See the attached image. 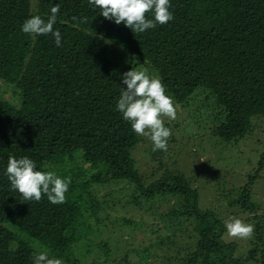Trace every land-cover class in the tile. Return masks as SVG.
Instances as JSON below:
<instances>
[{
    "label": "trees",
    "instance_id": "1",
    "mask_svg": "<svg viewBox=\"0 0 264 264\" xmlns=\"http://www.w3.org/2000/svg\"><path fill=\"white\" fill-rule=\"evenodd\" d=\"M56 5L62 46L21 31ZM170 10L167 24L136 35L88 0H0V83L14 96L0 95V264H33L40 250L81 264L93 237L120 217L122 229L139 218L162 253L174 252L159 264H264V219L254 217L249 248L236 255L220 213L201 207L188 177L165 166V151L151 149L163 171L147 181L135 156L144 137L115 110L123 73L146 67L190 118L206 112L199 125L212 137L236 143L253 134L264 120V0H171ZM10 155L69 178L65 202L25 201L3 175ZM258 163L236 200L244 211L255 210L251 186L264 154ZM160 201L170 207L154 211ZM155 238L138 253L130 246L148 256ZM119 263L138 264L128 256Z\"/></svg>",
    "mask_w": 264,
    "mask_h": 264
},
{
    "label": "rangeland",
    "instance_id": "2",
    "mask_svg": "<svg viewBox=\"0 0 264 264\" xmlns=\"http://www.w3.org/2000/svg\"><path fill=\"white\" fill-rule=\"evenodd\" d=\"M7 89L3 83H0V95L13 99V94H10ZM203 97L204 94L198 95L196 99L200 101ZM174 104L177 110L176 119L164 118L165 123L170 122L168 128L171 130L168 149L162 157L165 166L174 172H180L187 176L190 184L200 192L201 207L217 211L224 222L230 217H239L246 223L253 225L257 219L256 217L264 219V166L251 186L250 198L255 204V210L244 211L236 204L243 187L246 186L249 178L257 172L258 162L264 154V120L257 122V129L253 134L236 143H226L212 137L210 129L207 130V128L199 125L206 112L199 116H197L199 113H194L192 119L184 107H181L175 101ZM143 137L142 143L135 151V156L141 172L150 182L160 177L163 170L156 169L159 162L151 153L152 142L148 137ZM152 172H155L154 177L151 176ZM229 203L232 205L230 206ZM168 207H170V202L160 201L154 204L153 210L159 212L166 210ZM120 218L116 220L113 226L104 230L100 236L93 237L90 241L94 245L90 248L92 252L81 259V264H88L98 256L101 257L99 264H103L102 260L107 257L114 260L113 264H118L123 256H128L132 262L138 264H159L162 255L174 254L172 251L162 253V250L158 249L154 232L145 230L143 223L139 222V218L134 219V226L125 225L123 229L120 228L122 223ZM158 222L162 225L161 220ZM167 233L172 235V231ZM183 234L187 235L186 232H183ZM148 236L155 238L152 241L153 243H150L154 246L151 253L148 256L144 253L138 255L139 251L149 245ZM251 238L252 235L248 238L231 237L227 234V231L224 235L227 242L235 241L237 243L236 255H243L247 252L249 248L248 241ZM131 242L136 243L135 245L138 246L137 253L130 246ZM110 248L113 251L111 256H109V253L105 254L109 252Z\"/></svg>",
    "mask_w": 264,
    "mask_h": 264
},
{
    "label": "clouds",
    "instance_id": "3",
    "mask_svg": "<svg viewBox=\"0 0 264 264\" xmlns=\"http://www.w3.org/2000/svg\"><path fill=\"white\" fill-rule=\"evenodd\" d=\"M89 5L99 9L100 14L117 25L123 23L133 33L142 34L157 25H165L173 19L171 0H88ZM59 5L50 9L47 18L32 15L21 26V31L30 36H51L57 47L62 46L61 31L55 28ZM73 20L78 24L76 17ZM121 91L115 110L131 130L146 136L152 142L153 151H167L171 130L165 125V117L175 120L176 106L161 78L146 67H133L123 73ZM10 186L19 192L25 201H40L46 196L51 204L65 202L70 179L55 170L38 169L36 162L28 156H9L3 170ZM224 227L231 237H251L254 226L239 217H230ZM33 264H62L59 258L51 257L47 250H40L33 257Z\"/></svg>",
    "mask_w": 264,
    "mask_h": 264
}]
</instances>
